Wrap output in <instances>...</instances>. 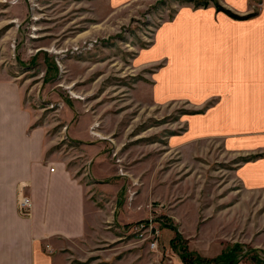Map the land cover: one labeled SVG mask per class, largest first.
Here are the masks:
<instances>
[{"label": "rangeland", "instance_id": "rangeland-1", "mask_svg": "<svg viewBox=\"0 0 264 264\" xmlns=\"http://www.w3.org/2000/svg\"><path fill=\"white\" fill-rule=\"evenodd\" d=\"M184 4L198 7L194 0H0V59L12 74L24 72L25 100L43 127V165L91 186L88 200L104 207L98 218L115 207L116 222L98 225L91 243L64 248L71 264H185L166 224L202 257L229 252L218 264H251L255 250L264 260V192H243L232 175L241 159L220 145H180V116L193 107L154 97L166 59L144 58ZM140 223L150 226L139 230Z\"/></svg>", "mask_w": 264, "mask_h": 264}, {"label": "crops", "instance_id": "crops-1", "mask_svg": "<svg viewBox=\"0 0 264 264\" xmlns=\"http://www.w3.org/2000/svg\"><path fill=\"white\" fill-rule=\"evenodd\" d=\"M218 1L238 15L254 14L236 19L212 5L184 4L144 59H166L155 100L184 101L195 111L180 116V145L209 140L230 158L261 154L232 167L250 197L264 192V0ZM23 74L0 59V264H71L64 248L91 243L98 225L116 220L115 207L98 218L104 207L88 200L91 186L43 165V127L25 100ZM22 195L31 200L30 214L19 210Z\"/></svg>", "mask_w": 264, "mask_h": 264}, {"label": "trees", "instance_id": "trees-1", "mask_svg": "<svg viewBox=\"0 0 264 264\" xmlns=\"http://www.w3.org/2000/svg\"><path fill=\"white\" fill-rule=\"evenodd\" d=\"M196 6H207V2L204 0H194ZM214 6L216 8V10L218 11H223L224 13H226L227 15H229L232 18H236V19H240V18H247L248 16H251L253 13L245 15V16H241L238 15L234 12H232L230 9L220 5L217 0H213ZM261 154H254V155H248L246 157H241L242 161L248 160V159H252L254 157H257ZM166 227L171 228L176 236L175 238L171 239V245L172 247H179V251H180V258L182 260V262H184L185 264H210V262L212 264H218L220 262L225 261L228 258V255L230 254L229 252H225L222 251L217 257L214 258H206V257H202L201 255L197 254L195 251H190L188 249L187 246V242L183 239L181 233H179L178 229L173 226L172 224H166ZM184 243V245H183ZM179 245V246H178ZM234 251L236 248H233ZM251 250V249H250ZM255 250V249H253ZM259 253V250H255L250 256L252 259V263L251 264H264V260H262L257 254V252ZM256 254V256H254ZM227 264L229 263V261L226 262ZM236 263V262H235ZM234 263V264H235Z\"/></svg>", "mask_w": 264, "mask_h": 264}, {"label": "built area", "instance_id": "built-area-1", "mask_svg": "<svg viewBox=\"0 0 264 264\" xmlns=\"http://www.w3.org/2000/svg\"><path fill=\"white\" fill-rule=\"evenodd\" d=\"M54 169H55L54 166H50L49 168L51 172H54ZM18 207L22 214H25V215L30 214L31 200L27 196L22 195L18 200ZM145 222H148V220ZM145 226H149V225H147L146 223H140L138 229L143 230L145 229ZM151 246L156 248L157 241H152Z\"/></svg>", "mask_w": 264, "mask_h": 264}, {"label": "bare ground", "instance_id": "bare-ground-1", "mask_svg": "<svg viewBox=\"0 0 264 264\" xmlns=\"http://www.w3.org/2000/svg\"><path fill=\"white\" fill-rule=\"evenodd\" d=\"M150 226V225H149ZM153 228V227H152ZM151 229V228H150Z\"/></svg>", "mask_w": 264, "mask_h": 264}]
</instances>
